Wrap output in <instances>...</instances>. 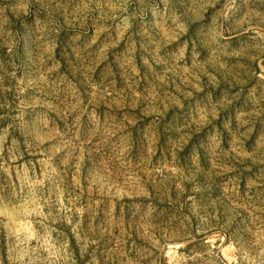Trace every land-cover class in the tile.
<instances>
[{
    "label": "rangeland",
    "instance_id": "rangeland-1",
    "mask_svg": "<svg viewBox=\"0 0 264 264\" xmlns=\"http://www.w3.org/2000/svg\"><path fill=\"white\" fill-rule=\"evenodd\" d=\"M0 264H264V0H0Z\"/></svg>",
    "mask_w": 264,
    "mask_h": 264
}]
</instances>
